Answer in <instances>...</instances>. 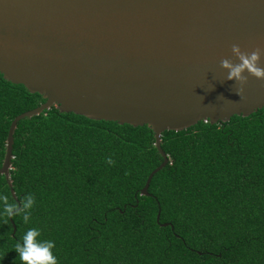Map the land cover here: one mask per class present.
<instances>
[{
  "label": "trees",
  "instance_id": "1",
  "mask_svg": "<svg viewBox=\"0 0 264 264\" xmlns=\"http://www.w3.org/2000/svg\"><path fill=\"white\" fill-rule=\"evenodd\" d=\"M41 102L0 76V162L11 118ZM159 148L165 163L141 195L161 160L145 125L52 106L18 120L7 170L15 199L1 174L0 195L20 203L31 193L35 205L27 224L9 218L12 234L0 217V264H13L30 228L55 242L59 264H264V107L162 131Z\"/></svg>",
  "mask_w": 264,
  "mask_h": 264
},
{
  "label": "water",
  "instance_id": "2",
  "mask_svg": "<svg viewBox=\"0 0 264 264\" xmlns=\"http://www.w3.org/2000/svg\"><path fill=\"white\" fill-rule=\"evenodd\" d=\"M233 44L264 49V0H0V76L42 99L7 126L0 174L10 197L15 124L51 106L148 127L161 160L139 190L146 195L149 178L166 160L160 132L264 107V81L249 77L239 102L237 85L224 80L220 61L235 62Z\"/></svg>",
  "mask_w": 264,
  "mask_h": 264
},
{
  "label": "clouds",
  "instance_id": "3",
  "mask_svg": "<svg viewBox=\"0 0 264 264\" xmlns=\"http://www.w3.org/2000/svg\"><path fill=\"white\" fill-rule=\"evenodd\" d=\"M230 51L235 62L232 59L223 58L220 61V68L227 73L224 80L234 81L237 85L235 94L239 97V102H243L246 99L244 87L248 83V78L264 81V67L260 66L264 49L255 47L250 52L242 51L239 45L233 44ZM105 162L110 166L115 164L111 157H107ZM34 205L35 197L31 193L24 196L20 203L10 201L7 194L0 195V208H2L0 217H3L4 223H7L9 218L21 216L24 223L27 224L30 221ZM40 235L39 229L30 228L25 232L21 241L15 244L16 260L18 259L20 264H59L53 253L55 242L39 240ZM16 260L13 261V264H16Z\"/></svg>",
  "mask_w": 264,
  "mask_h": 264
}]
</instances>
